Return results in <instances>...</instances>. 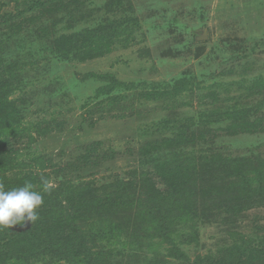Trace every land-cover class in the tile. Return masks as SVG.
Instances as JSON below:
<instances>
[{"label":"rangeland","instance_id":"1","mask_svg":"<svg viewBox=\"0 0 264 264\" xmlns=\"http://www.w3.org/2000/svg\"><path fill=\"white\" fill-rule=\"evenodd\" d=\"M59 3L0 0V106L16 109L0 185L30 181L45 202L50 180L88 209L73 225L91 251L72 257L67 213L38 208L29 230H0L16 242L0 264H264V0ZM143 180L140 207L120 198Z\"/></svg>","mask_w":264,"mask_h":264},{"label":"trees","instance_id":"2","mask_svg":"<svg viewBox=\"0 0 264 264\" xmlns=\"http://www.w3.org/2000/svg\"><path fill=\"white\" fill-rule=\"evenodd\" d=\"M41 5H49V6H54L55 9L54 11H58L61 7H62V4L59 3V2H62V0H47V3H44L43 0H37V3H39ZM33 9V7L31 8ZM65 39L67 40V38L65 37ZM67 41H64V40H61L57 45H59V48L62 50L58 56V59L59 60H62V61H66L68 59V55H70L71 53H74V50L72 51H69L66 49V43ZM77 50L80 51V48L78 47ZM41 54V53H39ZM1 87V86H0ZM0 101H2V96H0ZM0 131L2 132L3 130H5V127L3 128V124L6 123L7 125H10V120H14V115H16V109L14 108L13 111H14V115L12 114L11 116H3V114L5 113H2L3 112V107L0 106ZM2 123V125H1ZM10 126H7L6 128H8ZM17 135V134H16ZM171 143L174 145L175 143L173 141H171ZM1 144V142H0ZM1 147V146H0ZM4 153H1L0 154V161H4L5 159H7L6 157H4ZM187 169V167H186ZM162 171L165 170V168H161ZM193 170L192 172L190 171H186L184 169H181V177L180 179L178 178V175L175 174L174 177L175 179H177L176 181H174V184L176 185V188L177 190H180L182 191L183 187L184 186V183L185 184H190L193 182V178H192V175L193 174ZM32 175V174H31ZM209 175L212 176V173L210 172ZM27 178V177H26ZM197 180V178H195V181ZM143 182L145 183H142L136 187V184L135 182L132 183V182H121V186H120V189L121 187H126L120 195V198L122 199H126V194L128 193V195L132 194L131 196H127L128 198H132V199H136L134 203L137 204V206H141L142 203L139 204V201L141 199L142 201V196L139 197L140 192L138 189L142 191H144V189L147 187L146 185V182L145 180H143ZM80 189V187H79ZM78 189V190H79ZM127 189L129 190V192H126ZM54 192H56V189H53L51 190L50 193L48 194H51L50 195V198L48 200H46L40 207H39V215H45V219L49 218L50 215H55L56 213H59L61 214L62 210H63V213H67V217H65V219L68 220V222H65L64 224V227L66 229H68V232L67 234L69 233V237H70V241L74 240V242H76L77 244L76 247L75 246H72L73 249H76V252L72 254V257H76V256H87L90 251H91V248H88V246L86 245L87 242H85L86 238L82 237V235L78 232V228H77V225H73L75 222L78 221V219L80 218H83V217H90L89 214H88V209H84V208H76V206L72 205V201L70 203V201H68V198L66 199H61L60 197H55V194ZM78 192V191H77ZM81 193V195H80ZM90 193V194H89ZM92 193V194H91ZM143 194V192H142ZM79 197L84 199V197H86L87 199H91V197H93V195H95V191L93 193V191L87 189V188H81L80 189V192H79ZM96 197V196H95ZM72 199V197H71ZM143 202V201H142ZM84 207V206H83ZM139 207H135V211L139 212L138 215L137 213L135 214L136 216H134L133 220L136 221L138 220V218H140V215H142V213H140V209H138ZM150 208V207H149ZM142 209H146V207L142 208ZM87 213H86V211ZM42 211V212H41ZM147 212L149 213V215H154V211L153 209H147ZM47 215V217H46ZM142 218H144V215H142ZM168 217L166 216H163L161 213L158 214V216L155 218L156 221L159 222V224L163 227V233L160 237L162 236H170L172 235V232L170 230V225H167L166 223L169 221V218L167 219ZM142 220V219H141ZM140 223V222H139ZM140 224H144L143 222H141ZM0 230H2V232L6 231L7 233H10L12 234L11 230H10V227L9 228H6V227H1ZM25 233H21V234H18L20 236H23ZM2 237L5 236V235H1ZM69 238L67 237V240ZM69 241V242H70ZM16 242L14 243V241H8V240H5V239H2L0 240V246L2 248H6V249H10L11 246L15 245ZM4 257V262H7L9 263L8 261L11 259V258H14L15 257V254L14 253H10V250L9 252H7L6 254L3 255Z\"/></svg>","mask_w":264,"mask_h":264},{"label":"clouds","instance_id":"3","mask_svg":"<svg viewBox=\"0 0 264 264\" xmlns=\"http://www.w3.org/2000/svg\"><path fill=\"white\" fill-rule=\"evenodd\" d=\"M43 192L50 193L53 184L41 177ZM35 185L26 181L23 186L6 190L0 185V227L9 228L23 225L26 220L35 222L38 219L37 209L44 203L41 192L34 190Z\"/></svg>","mask_w":264,"mask_h":264},{"label":"water","instance_id":"4","mask_svg":"<svg viewBox=\"0 0 264 264\" xmlns=\"http://www.w3.org/2000/svg\"><path fill=\"white\" fill-rule=\"evenodd\" d=\"M208 34H207V32H204L200 37H199V40H205V39H207V36ZM29 228H30V221H26V224H25V226H22V227H20V226H14V229L16 230V231H18V232H24V231H27V230H29Z\"/></svg>","mask_w":264,"mask_h":264}]
</instances>
